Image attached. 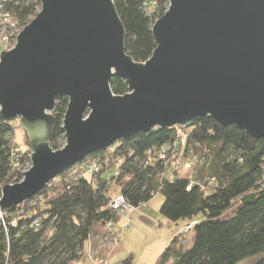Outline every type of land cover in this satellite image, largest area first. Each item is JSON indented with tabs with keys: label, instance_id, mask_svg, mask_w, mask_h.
<instances>
[{
	"label": "water",
	"instance_id": "95a60500",
	"mask_svg": "<svg viewBox=\"0 0 264 264\" xmlns=\"http://www.w3.org/2000/svg\"><path fill=\"white\" fill-rule=\"evenodd\" d=\"M11 51H1L0 118L24 131L31 167L1 189L18 206L87 156L139 132L197 117L264 138V0H170L145 63L124 47L112 0H40ZM125 82L114 95L110 80ZM68 99L66 144L52 150L55 100Z\"/></svg>",
	"mask_w": 264,
	"mask_h": 264
},
{
	"label": "trees",
	"instance_id": "16d2710c",
	"mask_svg": "<svg viewBox=\"0 0 264 264\" xmlns=\"http://www.w3.org/2000/svg\"><path fill=\"white\" fill-rule=\"evenodd\" d=\"M113 2L124 26L126 54L135 63L147 62L156 49L152 27L167 12L170 0ZM149 3H155L153 12ZM6 4L21 23L41 8L40 0ZM110 81L114 95H126L123 80L114 76ZM67 105L66 97L56 98L52 150H59L57 142L64 140ZM180 126L188 134L183 147H174L175 127L139 132L87 156L52 179L41 192L3 210L0 264H77L89 256L85 245L92 239L101 242L109 235L108 239L117 237L118 243L119 235L111 226L121 216L109 202L119 193L135 209L161 194L159 214L163 218L171 223L194 222L192 230L177 233L155 264H264V138L251 139L207 116ZM14 132V124L0 118V192L7 184L23 179L10 162L12 150L19 148L12 142ZM162 148H170L167 163L148 165V152ZM28 153H21V164L30 160ZM174 156L191 164L186 175L172 168ZM92 161L100 164L92 176L76 179L72 175ZM109 170L115 172L106 178ZM189 234L192 237L188 240ZM117 264L135 262L128 255Z\"/></svg>",
	"mask_w": 264,
	"mask_h": 264
},
{
	"label": "rangeland",
	"instance_id": "374dc122",
	"mask_svg": "<svg viewBox=\"0 0 264 264\" xmlns=\"http://www.w3.org/2000/svg\"><path fill=\"white\" fill-rule=\"evenodd\" d=\"M40 10L41 8L38 12ZM34 18L35 16L30 17L27 21L22 23L21 28L32 22ZM14 130L15 132L12 135V142H17L19 144L18 146L22 155L27 154L30 152L27 148V137L24 131L18 126L17 121L14 123ZM65 144L66 139L64 136V140L61 138V140L57 142V145L60 148L59 150H61ZM30 156L31 152L28 153L29 158ZM29 162L30 160L22 163L23 166L21 170H23L24 173L31 167V163ZM114 172V170L107 171L105 177L109 178L113 176ZM187 172L188 171L183 170L181 174L186 175ZM162 202V195L156 194L152 200L147 202L148 206L146 209L143 208V210L141 209L139 212L132 214L131 221L127 227L122 226L124 215H121L122 217L118 222V226H115V233L117 234L119 232V242L114 244L112 239H108L109 235L103 236L101 242L92 239L94 241H90L89 244L87 243L85 245V251L87 254H90V256L77 262V264H97L96 262H101L104 257H106L104 260L106 264H117L128 255L133 256L135 264H155L158 256L173 240V235L183 230L187 225V221L182 220L177 221V223H167V220L159 214V209L163 204ZM147 218L149 221H146ZM157 225H160V227L157 228L159 230L156 229ZM188 236L189 240L192 236L190 234ZM116 250L117 252H115ZM114 253L115 255L112 256ZM242 264L249 263L246 262Z\"/></svg>",
	"mask_w": 264,
	"mask_h": 264
},
{
	"label": "built area",
	"instance_id": "2783aa9c",
	"mask_svg": "<svg viewBox=\"0 0 264 264\" xmlns=\"http://www.w3.org/2000/svg\"><path fill=\"white\" fill-rule=\"evenodd\" d=\"M13 1V0H0V58H1V51H11L12 48L15 47L17 44V37L19 34L23 31V28H21V22L19 18L15 15V13L12 10H9L6 7V3ZM113 1V0H112ZM16 4V3H14ZM148 6L151 7V11L153 12V7H155V3H149ZM186 128L182 126H175V135H176V142H174V147L177 145L184 146L185 140L188 137V134L186 133ZM173 147V148H174ZM168 150L170 148H162L160 151H156L155 153L153 152H148V165H152L154 162H161V165H165L166 162V155ZM11 164L12 168L14 171L19 172V173H24L23 170H21L23 164L20 163V159L22 158V155L20 153V149L16 148L13 149L11 152ZM30 163V162H29ZM171 166L174 170H176L179 174L182 173L183 170L189 171L191 170V164L187 161H182L179 156L172 158L171 161ZM100 167V164L98 162L92 161L90 163H85L83 167H81L79 170H75L72 172V175H75L76 179L81 178L85 179L87 177L92 176L96 171H98ZM22 181V180H21ZM264 181V178H263ZM1 197V194H0ZM1 200V198H0ZM109 205L111 209L117 213L119 216L122 214H130L135 208L125 201V198L123 197L122 194H118L114 196L110 202ZM4 215H3V210L0 209V221L3 223L4 221ZM194 222H189L188 225H186L182 232L187 233L188 231L192 230L194 227ZM107 230H110L111 227L107 226ZM112 240L114 244L117 243L118 238L117 237H112ZM90 256V254H89ZM97 260V259H96ZM95 261V260H94ZM96 262V261H95ZM97 264H106L105 262H96Z\"/></svg>",
	"mask_w": 264,
	"mask_h": 264
},
{
	"label": "crops",
	"instance_id": "0c3cea01",
	"mask_svg": "<svg viewBox=\"0 0 264 264\" xmlns=\"http://www.w3.org/2000/svg\"><path fill=\"white\" fill-rule=\"evenodd\" d=\"M148 203H146V204H143L141 207H139V208H136V209H134L130 214H122V215H124L123 217H124V219H123V224H122V226L123 227H127L128 225H129V223H130V221H131V217H132V214L133 213H137V212H139L141 209L143 210V208H147V205ZM139 214V213H138ZM126 215V216H125ZM140 216V215H139ZM122 217V216H121ZM121 217H120V219H121ZM139 218V217H138ZM120 219H119V221H120ZM140 219V218H139ZM141 220V219H140ZM146 221H149V219L147 218L146 219ZM167 223H170L169 221H167ZM115 226H118V223H116V224H112V226L111 227H113L112 229H113V231L115 232ZM160 227V225H157V227H156V229L157 228H159ZM157 230H159V229H157ZM118 234H119V232H118ZM176 235L177 234H174L173 236L174 237H176ZM115 252H117V250L115 251ZM113 255H115V253L114 254H112V256Z\"/></svg>",
	"mask_w": 264,
	"mask_h": 264
}]
</instances>
